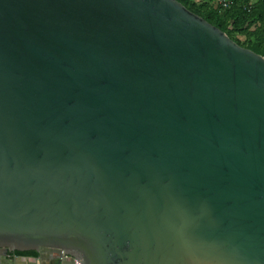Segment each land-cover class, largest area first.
<instances>
[{
    "label": "water",
    "instance_id": "water-1",
    "mask_svg": "<svg viewBox=\"0 0 264 264\" xmlns=\"http://www.w3.org/2000/svg\"><path fill=\"white\" fill-rule=\"evenodd\" d=\"M49 256L264 264V57L178 0H0V264Z\"/></svg>",
    "mask_w": 264,
    "mask_h": 264
},
{
    "label": "trees",
    "instance_id": "trees-1",
    "mask_svg": "<svg viewBox=\"0 0 264 264\" xmlns=\"http://www.w3.org/2000/svg\"><path fill=\"white\" fill-rule=\"evenodd\" d=\"M187 9L224 31L240 46L264 57V0H230L227 10L214 9L210 1L178 0ZM237 36L244 37L243 40ZM21 254V253H19ZM21 255L36 256L35 252Z\"/></svg>",
    "mask_w": 264,
    "mask_h": 264
},
{
    "label": "built area",
    "instance_id": "built-area-1",
    "mask_svg": "<svg viewBox=\"0 0 264 264\" xmlns=\"http://www.w3.org/2000/svg\"><path fill=\"white\" fill-rule=\"evenodd\" d=\"M214 9L219 10H227L232 6V2L230 0H208ZM75 264H80L78 261Z\"/></svg>",
    "mask_w": 264,
    "mask_h": 264
},
{
    "label": "crops",
    "instance_id": "crops-1",
    "mask_svg": "<svg viewBox=\"0 0 264 264\" xmlns=\"http://www.w3.org/2000/svg\"><path fill=\"white\" fill-rule=\"evenodd\" d=\"M254 1H257V0H254ZM28 257H29V256H28ZM30 257H36V256H30ZM28 261H31V260H28ZM28 261H24L23 264H28ZM51 261H52V260H50V256H49L47 262H48L49 264H51ZM19 263H20V262H19ZM29 264H30V262H29Z\"/></svg>",
    "mask_w": 264,
    "mask_h": 264
},
{
    "label": "rangeland",
    "instance_id": "rangeland-1",
    "mask_svg": "<svg viewBox=\"0 0 264 264\" xmlns=\"http://www.w3.org/2000/svg\"><path fill=\"white\" fill-rule=\"evenodd\" d=\"M196 3H202L204 0H194ZM237 38H239V39H241V40H243L244 39V37H242V36H237Z\"/></svg>",
    "mask_w": 264,
    "mask_h": 264
},
{
    "label": "flooded vegetation",
    "instance_id": "flooded-vegetation-1",
    "mask_svg": "<svg viewBox=\"0 0 264 264\" xmlns=\"http://www.w3.org/2000/svg\"><path fill=\"white\" fill-rule=\"evenodd\" d=\"M11 256V258H13L14 256L16 257V255H14V254H12V255H10ZM17 256H21V254H17ZM22 256H26V257H28L27 255H22Z\"/></svg>",
    "mask_w": 264,
    "mask_h": 264
}]
</instances>
